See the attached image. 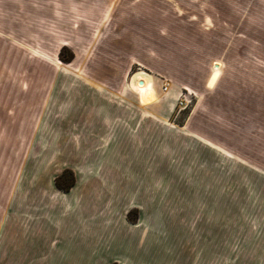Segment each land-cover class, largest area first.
<instances>
[{"label": "rangeland", "instance_id": "rangeland-1", "mask_svg": "<svg viewBox=\"0 0 264 264\" xmlns=\"http://www.w3.org/2000/svg\"><path fill=\"white\" fill-rule=\"evenodd\" d=\"M120 3L131 17L128 25L112 28L116 34L120 31V42L106 40L104 50L78 58L65 48L64 56L71 53L74 60L69 67L60 58H34L31 64L57 66L58 72L19 75L25 83L57 81L60 89L91 81L114 87L115 95L121 92V101L118 96H99L120 112V137L74 138L91 154L88 167L91 164L94 172L81 169L69 145L62 151L74 159L75 170L58 155L55 180L69 170L75 184L78 178L89 187L78 202L84 211L82 229L78 224L74 228V243L83 242L89 249L80 258L66 247L67 231L66 239L65 233H48L59 243V252L47 264H254L258 257L246 248L252 234L242 242L239 235L247 232L246 224L230 221L229 178L256 176L243 162L264 165L263 62L248 56L237 59L245 72L235 74V83L229 85L230 35L236 29L220 24L227 23L229 12L220 0H186L181 12L178 0ZM193 10L202 18L196 25H190ZM215 62L218 79L209 88ZM141 72L155 96L147 106L131 87L133 76ZM17 76L10 75L15 81ZM62 97L66 101L67 96ZM73 193L80 196L81 186ZM254 240L264 246V233ZM257 253L264 259V251Z\"/></svg>", "mask_w": 264, "mask_h": 264}, {"label": "crops", "instance_id": "crops-1", "mask_svg": "<svg viewBox=\"0 0 264 264\" xmlns=\"http://www.w3.org/2000/svg\"><path fill=\"white\" fill-rule=\"evenodd\" d=\"M178 1L183 4L178 8L181 12L186 9V0ZM220 2L229 11L227 23L220 24L236 29L230 35V85L235 83V74L245 72L243 61L237 59L258 58L264 66V0ZM195 10L190 25L202 19ZM181 18L186 23V17ZM130 21L131 17L121 10L120 0H0V264L51 263L59 244L49 239L47 234L52 232H58L56 237L65 233L66 239L67 231L70 241L66 247L76 250L80 258L85 255L84 249L88 251L89 246L74 243V228L78 224L76 227L82 229L84 211L78 202L84 200L89 187L79 184L77 178L68 192L60 191L55 186V164L60 154L64 165L75 170L74 159L63 152V145H69L77 152L81 169L93 173L92 165L88 167L91 154L74 138L123 134L120 112L116 113L109 100L99 97L101 93L108 94L121 101V92L113 94L115 88L110 90L107 83H67L60 89L57 81L25 83L19 75L42 70L57 73V66L31 62L34 58L59 61L62 48L69 49L74 58L90 56L92 51L104 50L106 40L112 45L120 42V31L116 34L112 28ZM73 62L65 63L66 67ZM12 74L18 75L17 81L12 80ZM62 96H67L66 101ZM243 166L256 176L229 178L230 221L246 224L247 232L239 235L241 241H249L246 236L252 234L246 248L258 257L254 264H264L257 253L258 249L264 251V246L254 240L255 235L264 233V165L243 162ZM80 186L82 194L78 196L73 192Z\"/></svg>", "mask_w": 264, "mask_h": 264}, {"label": "bare ground", "instance_id": "bare-ground-1", "mask_svg": "<svg viewBox=\"0 0 264 264\" xmlns=\"http://www.w3.org/2000/svg\"><path fill=\"white\" fill-rule=\"evenodd\" d=\"M218 67H219V64L214 65L215 70L209 77L208 84H207L209 88L214 87L218 79V74H219ZM131 87L135 91V93L138 95L140 104L142 106H147V105L154 103L155 98H154L153 88L146 74L142 72L135 74L131 81Z\"/></svg>", "mask_w": 264, "mask_h": 264}, {"label": "trees", "instance_id": "trees-1", "mask_svg": "<svg viewBox=\"0 0 264 264\" xmlns=\"http://www.w3.org/2000/svg\"><path fill=\"white\" fill-rule=\"evenodd\" d=\"M67 49L63 48L59 52V58L62 62L69 63L72 60V54L68 57L64 56ZM75 184L73 173L69 170H64L62 174L55 180V186L63 192H68Z\"/></svg>", "mask_w": 264, "mask_h": 264}]
</instances>
